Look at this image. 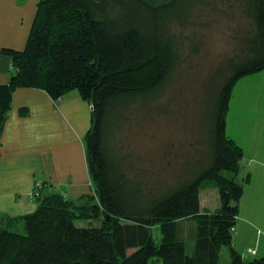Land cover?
Wrapping results in <instances>:
<instances>
[{
	"label": "trees",
	"instance_id": "1",
	"mask_svg": "<svg viewBox=\"0 0 264 264\" xmlns=\"http://www.w3.org/2000/svg\"><path fill=\"white\" fill-rule=\"evenodd\" d=\"M234 1L253 30L218 69L200 106L207 151L198 157L192 142L183 177L155 192L132 175L116 139L133 112L156 104L180 72L184 47L176 29L189 26L200 0H39L25 49L2 50L13 68L0 84V127L17 89H41L55 101L77 91L92 107L86 148L94 193L71 200L39 190L34 212L1 218L0 264H220L226 247L230 264H264V257L246 261L233 246L244 150L227 134L237 82L264 71V0ZM209 188L220 198L211 212L201 208V192ZM184 219L197 226L191 254L178 237ZM19 224L24 234L13 231Z\"/></svg>",
	"mask_w": 264,
	"mask_h": 264
},
{
	"label": "crops",
	"instance_id": "2",
	"mask_svg": "<svg viewBox=\"0 0 264 264\" xmlns=\"http://www.w3.org/2000/svg\"><path fill=\"white\" fill-rule=\"evenodd\" d=\"M38 2L0 0V84L10 81L13 68L2 50L25 49ZM257 85L249 92V110L235 111L231 121L227 117L228 136L244 150L237 177L244 194L233 246L246 261L264 257V84ZM92 126V107L77 91L59 101L41 89L14 92L8 118L0 127V219L19 220L34 212L39 203L29 202L28 197L37 182L42 184L41 196L56 192L77 200L94 193L86 148ZM202 192V211L220 207H204ZM206 196L210 200L208 192ZM224 256L225 264H230L227 252Z\"/></svg>",
	"mask_w": 264,
	"mask_h": 264
},
{
	"label": "rangeland",
	"instance_id": "3",
	"mask_svg": "<svg viewBox=\"0 0 264 264\" xmlns=\"http://www.w3.org/2000/svg\"><path fill=\"white\" fill-rule=\"evenodd\" d=\"M153 1L161 4L167 0ZM176 30L184 47L180 72L156 104L133 112L130 122L125 123L116 139L120 153L128 156L127 164L133 166L132 175L136 173L137 179L149 183L155 192L168 189L183 177V155L191 148L192 142L198 157L207 151L201 125L197 123L201 117L200 106L218 69L234 55L239 40L253 30V25L241 4L234 0H200L189 26ZM259 73L263 74L259 76ZM261 76L264 72L245 76L237 82L230 102V121L235 111L249 110V92L252 88L256 90L258 81L264 84V79H258ZM225 175L229 174L225 172ZM202 196L204 207L209 205L214 210L220 205L217 188L203 191ZM28 200L36 201L30 197ZM78 224L88 226L83 221ZM20 225L13 231L24 234ZM196 228L193 219L178 222V237L186 242L189 254L193 252ZM153 233L160 241L161 230L154 229ZM226 252L230 256L229 249L224 248L220 264H225ZM150 264L158 263L151 260Z\"/></svg>",
	"mask_w": 264,
	"mask_h": 264
},
{
	"label": "built area",
	"instance_id": "4",
	"mask_svg": "<svg viewBox=\"0 0 264 264\" xmlns=\"http://www.w3.org/2000/svg\"><path fill=\"white\" fill-rule=\"evenodd\" d=\"M41 186H42L41 182H37V183H36L35 190L32 191V192L30 193V195H29V197H30L31 200H35V199L39 196V190L41 189ZM248 252H249V253H252V254H256V251L253 250V249H251V248L248 249Z\"/></svg>",
	"mask_w": 264,
	"mask_h": 264
}]
</instances>
